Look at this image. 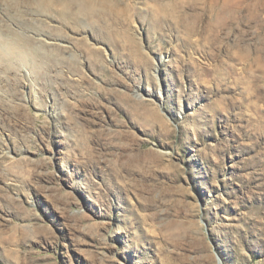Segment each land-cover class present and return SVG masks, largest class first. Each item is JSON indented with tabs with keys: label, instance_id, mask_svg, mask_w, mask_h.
<instances>
[{
	"label": "rangeland",
	"instance_id": "374dc122",
	"mask_svg": "<svg viewBox=\"0 0 264 264\" xmlns=\"http://www.w3.org/2000/svg\"><path fill=\"white\" fill-rule=\"evenodd\" d=\"M46 1L0 0V264H264V0Z\"/></svg>",
	"mask_w": 264,
	"mask_h": 264
},
{
	"label": "bare ground",
	"instance_id": "6f19581e",
	"mask_svg": "<svg viewBox=\"0 0 264 264\" xmlns=\"http://www.w3.org/2000/svg\"><path fill=\"white\" fill-rule=\"evenodd\" d=\"M40 2L43 4V6H46V3L47 2L46 0H40ZM13 50V49H12ZM7 52V51H6ZM12 52V51H11ZM9 53V52H8ZM24 58V57H23Z\"/></svg>",
	"mask_w": 264,
	"mask_h": 264
}]
</instances>
